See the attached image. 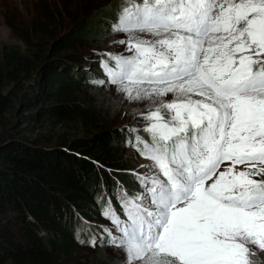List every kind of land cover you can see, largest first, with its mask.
<instances>
[{
	"label": "snow or ice",
	"instance_id": "obj_1",
	"mask_svg": "<svg viewBox=\"0 0 264 264\" xmlns=\"http://www.w3.org/2000/svg\"><path fill=\"white\" fill-rule=\"evenodd\" d=\"M111 30L129 54L101 60L107 83L151 104L138 113L150 139L130 142L150 161L142 191L101 212L110 242L126 264H252L250 246L264 250V0H124Z\"/></svg>",
	"mask_w": 264,
	"mask_h": 264
},
{
	"label": "trees",
	"instance_id": "obj_2",
	"mask_svg": "<svg viewBox=\"0 0 264 264\" xmlns=\"http://www.w3.org/2000/svg\"><path fill=\"white\" fill-rule=\"evenodd\" d=\"M99 4L86 7V18L76 25L73 35H64L42 47L32 36L12 27L23 47L0 48V264H58L53 260L55 253L70 254L78 247L73 225L86 220L82 208L94 209L90 214L94 221L100 218L118 186L122 185L128 194H136V188L141 191L136 179L128 180L116 173L120 164L114 151L123 145V134H98V107L84 99L76 101L69 91L79 86L89 89L98 85L93 81L106 80L101 60L107 56L96 55L97 60L89 56L58 57L68 42L96 43L114 33L111 25L118 12ZM94 22L97 26H92ZM46 58L49 63L45 65ZM81 67L87 69L86 79ZM13 108L15 114L18 109L21 112L9 126L5 118ZM42 121L45 132L61 127L74 133L92 129L94 134L23 138L18 128L36 132L32 126ZM8 130L14 135H8ZM126 136L130 142L134 138ZM96 228H84L89 237L83 242L92 243V247L103 241Z\"/></svg>",
	"mask_w": 264,
	"mask_h": 264
},
{
	"label": "rangeland",
	"instance_id": "obj_3",
	"mask_svg": "<svg viewBox=\"0 0 264 264\" xmlns=\"http://www.w3.org/2000/svg\"><path fill=\"white\" fill-rule=\"evenodd\" d=\"M100 3L101 8H107L111 11L115 10L120 12L124 0H102L97 2V0H0V48L2 45H17L23 47L19 39L16 36V32L12 27L27 33L32 36L33 39L40 42L41 46H47L50 42H53L64 35L74 34L73 30L76 25H80L86 18V7L88 5L96 6ZM117 14V17H118ZM92 26H97L95 22ZM43 33V34H42ZM143 39H153L151 34L139 33L138 34ZM120 39H127V34L124 33H113L108 37H104L102 40L96 43H76L68 42L65 48H63L58 57L60 56H71V57H84L89 56L90 59L97 60L96 55L107 56L111 53H123L125 55L129 54L125 50V45H119L115 43ZM47 59V58H46ZM39 60V62H41ZM49 59L45 60L43 64H48ZM82 64L85 60H82ZM83 67V66H82ZM82 73L86 79L87 69L82 68ZM106 76V75H105ZM74 88L70 93L74 96L76 101L84 99L89 103H93L98 107V119L99 123L96 125L98 129L96 132H108V133H118L123 134V145L119 144L118 152L114 151L118 163L120 164L119 169H116V173L122 174L127 179H136V174L143 173L145 169L141 168L142 165H147L150 161L146 160L139 155L132 147L130 143L129 135H147L141 130L147 123L143 120L138 113L146 109L150 104V100H140V101H130L126 99L125 94L116 90V88L109 83H107V77L104 85L90 86L89 89ZM6 93V90L4 91ZM91 93L94 96L91 97ZM165 99L171 100L172 96L169 94ZM15 108L11 112L6 114V120L4 123L9 126L13 122L17 121L18 113L21 112L19 109ZM8 126V127H9ZM77 127V126H76ZM23 127L18 128L23 134V138L33 139L37 136L53 137L56 134H64L69 138L74 137H89L94 134L92 129L88 131H81L74 133L61 127H51L46 132V124L44 121L32 126L33 130L36 132L27 133V130H23ZM133 129L136 131L134 132ZM8 135H14L11 130H8ZM7 133V131L5 132ZM149 137V136H148ZM150 138V137H149ZM227 163H225V166ZM224 166H222L223 168ZM242 167V166H237ZM107 172V170H106ZM108 173V172H107ZM127 174V176H126ZM115 179V178H114ZM117 186V180H115ZM138 191V192H136ZM133 193H139V189L136 188ZM87 203L89 201H86ZM83 212L85 221L79 224L74 223L73 229L75 230V240L76 250L70 254L55 253L53 255V260H56L58 264H94L102 262L112 263V264H126L125 253L119 247L113 245L110 242V235L107 231L112 228V225L108 219L100 215L96 220L91 221L92 218L90 214L94 209L88 207ZM92 225V226H91ZM93 226H98L101 228L103 241L98 246H91L90 243H85L83 240L89 237L87 231L84 229H90ZM97 230V228H96ZM118 235V233H117ZM82 241V243H79ZM254 252V255L250 256L252 264H259L264 260V250H260L257 246H250Z\"/></svg>",
	"mask_w": 264,
	"mask_h": 264
},
{
	"label": "bare ground",
	"instance_id": "obj_4",
	"mask_svg": "<svg viewBox=\"0 0 264 264\" xmlns=\"http://www.w3.org/2000/svg\"><path fill=\"white\" fill-rule=\"evenodd\" d=\"M118 188V191H117V193L116 194H114V195H110L111 196V198L109 199V204L113 207V208H115L116 210H117V208H116V205L115 204H117L118 205V210H121V203H122V200H123V197L125 196V195H127L128 193H127V191L125 190V188L122 186V185H120V186H118L117 187ZM141 191H142V189H141ZM140 191V192H141ZM118 196H121V198H119L118 199ZM101 216H103L102 214H101ZM77 223V222H76ZM78 224V223H77ZM96 227H98V226H96ZM101 228H97V230H100ZM96 230V229H95ZM98 233H102V230H100V232H98ZM102 238H103V235H102ZM104 239V238H103ZM90 244H92V243H90Z\"/></svg>",
	"mask_w": 264,
	"mask_h": 264
}]
</instances>
